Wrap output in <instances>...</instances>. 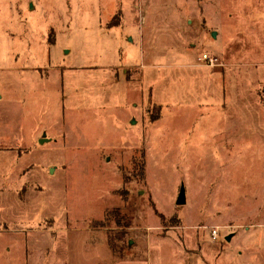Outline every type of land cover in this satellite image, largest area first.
Instances as JSON below:
<instances>
[{
    "label": "rangeland",
    "instance_id": "obj_1",
    "mask_svg": "<svg viewBox=\"0 0 264 264\" xmlns=\"http://www.w3.org/2000/svg\"><path fill=\"white\" fill-rule=\"evenodd\" d=\"M263 14L0 0V264H264Z\"/></svg>",
    "mask_w": 264,
    "mask_h": 264
},
{
    "label": "built area",
    "instance_id": "obj_2",
    "mask_svg": "<svg viewBox=\"0 0 264 264\" xmlns=\"http://www.w3.org/2000/svg\"><path fill=\"white\" fill-rule=\"evenodd\" d=\"M202 59L208 61L211 64H214V62L216 61V59H212L211 57H208L207 55H202ZM219 232L216 230H212L210 233V237L212 239V241H215L218 238Z\"/></svg>",
    "mask_w": 264,
    "mask_h": 264
},
{
    "label": "water",
    "instance_id": "obj_3",
    "mask_svg": "<svg viewBox=\"0 0 264 264\" xmlns=\"http://www.w3.org/2000/svg\"><path fill=\"white\" fill-rule=\"evenodd\" d=\"M214 35V33H213ZM177 205H183L185 203V198H184V189L181 188L177 197ZM227 241L229 240V238L226 239Z\"/></svg>",
    "mask_w": 264,
    "mask_h": 264
},
{
    "label": "crops",
    "instance_id": "obj_4",
    "mask_svg": "<svg viewBox=\"0 0 264 264\" xmlns=\"http://www.w3.org/2000/svg\"><path fill=\"white\" fill-rule=\"evenodd\" d=\"M116 13H117V12H116V9H115V11H114V10H111L109 16L112 18ZM263 15H264V14H263ZM263 15H262V16H263ZM250 18H251V15H249L248 23H249L250 25H257V24L254 23V22L256 21V17H255V20H251ZM263 32H264V28H263V30H261V32H259V34H263Z\"/></svg>",
    "mask_w": 264,
    "mask_h": 264
}]
</instances>
